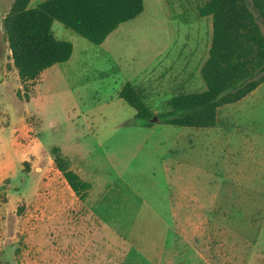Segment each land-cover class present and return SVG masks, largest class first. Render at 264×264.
I'll use <instances>...</instances> for the list:
<instances>
[{
	"label": "rangeland",
	"instance_id": "obj_1",
	"mask_svg": "<svg viewBox=\"0 0 264 264\" xmlns=\"http://www.w3.org/2000/svg\"><path fill=\"white\" fill-rule=\"evenodd\" d=\"M0 1L7 13L13 0ZM205 1L144 0V11L101 45L54 21V35L74 54L43 72L28 101L16 95L19 77L0 34L1 246L30 231L42 182L29 174H62L35 160L38 137L92 184L87 218L115 236L117 264H264V83L205 128L158 119L144 126L119 95L127 82L140 86L156 117L172 96L206 89L200 68L211 18L198 11ZM189 221L214 231L188 242Z\"/></svg>",
	"mask_w": 264,
	"mask_h": 264
},
{
	"label": "trees",
	"instance_id": "obj_2",
	"mask_svg": "<svg viewBox=\"0 0 264 264\" xmlns=\"http://www.w3.org/2000/svg\"><path fill=\"white\" fill-rule=\"evenodd\" d=\"M30 1L13 0L2 22L20 81L16 95L25 101L46 69L72 57L74 46L54 35V21L100 45L122 23L144 11V0H45L32 8ZM198 11L200 17L211 18L208 56L200 68L206 89L172 96L170 110L156 115L158 121L169 125L214 127L221 107L241 101L264 83V0H206ZM119 95L135 109L144 126H152L155 115L139 86L127 82ZM49 153L79 201L84 202L92 184L72 169L59 147H50Z\"/></svg>",
	"mask_w": 264,
	"mask_h": 264
},
{
	"label": "crops",
	"instance_id": "obj_3",
	"mask_svg": "<svg viewBox=\"0 0 264 264\" xmlns=\"http://www.w3.org/2000/svg\"><path fill=\"white\" fill-rule=\"evenodd\" d=\"M0 4V34L3 35L2 22L6 13L3 1H0ZM7 55L6 62L14 67L9 47ZM3 61H0V69H3ZM15 73L18 76L16 69ZM48 148L50 147L43 145L38 137H35L31 153L35 160L43 158L53 162ZM55 171L60 172L58 169ZM29 176L40 177L42 182L33 190L36 195L35 218L27 235L14 237L0 245V264H117L115 236L107 235V232L102 235L98 228L100 220L87 218L85 201H79L63 175ZM39 195L42 198H39ZM207 226L209 225L205 222L203 227V224L197 225L195 221H189L184 239L191 242L198 236H211L213 227L208 231ZM201 227L204 228V233ZM167 240L168 237H164L163 242L167 243ZM123 263L120 261L119 264Z\"/></svg>",
	"mask_w": 264,
	"mask_h": 264
},
{
	"label": "water",
	"instance_id": "obj_4",
	"mask_svg": "<svg viewBox=\"0 0 264 264\" xmlns=\"http://www.w3.org/2000/svg\"><path fill=\"white\" fill-rule=\"evenodd\" d=\"M154 119H157L156 117Z\"/></svg>",
	"mask_w": 264,
	"mask_h": 264
}]
</instances>
